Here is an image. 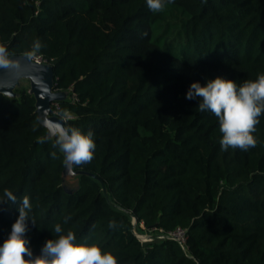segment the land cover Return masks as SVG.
<instances>
[{
	"label": "trees",
	"instance_id": "16d2710c",
	"mask_svg": "<svg viewBox=\"0 0 264 264\" xmlns=\"http://www.w3.org/2000/svg\"><path fill=\"white\" fill-rule=\"evenodd\" d=\"M36 40L70 92L56 115L94 132V158L66 176L54 138L38 142L34 95L0 93V200L17 197L0 203V245L27 196L34 255L60 224L118 264H264V114L255 147L224 151L218 119L186 99L193 82L264 74V0H166L157 13L146 0H0V46L26 55ZM178 227L184 245L161 236Z\"/></svg>",
	"mask_w": 264,
	"mask_h": 264
},
{
	"label": "clouds",
	"instance_id": "9594fccd",
	"mask_svg": "<svg viewBox=\"0 0 264 264\" xmlns=\"http://www.w3.org/2000/svg\"><path fill=\"white\" fill-rule=\"evenodd\" d=\"M167 2L171 3L172 0ZM146 3L153 13H157L163 11L166 0H146ZM41 47V42L36 40L32 51L26 53V56L34 58ZM14 63L7 49L0 46V69H11ZM196 98L199 99L200 111H210L218 119L222 150L227 151L230 147L248 150L256 146L257 140L253 133L259 123L258 118L264 114V74L239 87L234 80L220 76L208 80L203 86L193 82L186 93V99ZM46 126L49 134L38 137V142L43 144L54 138L52 147L63 154L65 165L81 166L93 160L95 142L92 130L84 134L78 128L64 127L59 123L46 122ZM52 156L55 158L56 153L53 152ZM4 195L7 200H0V203H16L17 197L11 191L5 189ZM18 211L19 215L11 226L9 236L0 245V264H118L111 252L103 251L96 244H77L72 231L61 234L63 229L60 224L54 226L58 238L47 240L40 254L34 255L25 238L27 222L31 219V204L27 196L23 197ZM32 222L35 224L34 220Z\"/></svg>",
	"mask_w": 264,
	"mask_h": 264
},
{
	"label": "water",
	"instance_id": "95a60500",
	"mask_svg": "<svg viewBox=\"0 0 264 264\" xmlns=\"http://www.w3.org/2000/svg\"><path fill=\"white\" fill-rule=\"evenodd\" d=\"M15 61L13 67L8 70L0 69V93L15 97L19 93L15 88L20 84L22 77L31 80L32 87L29 91L36 98V112L38 120L46 126V122L59 123L66 127V120L57 115H50L54 109V103L68 98L69 91H60L55 86V71L52 64L38 63L28 58L26 55H13ZM49 134V132H48ZM82 171L75 172L72 167L66 165L65 175H73Z\"/></svg>",
	"mask_w": 264,
	"mask_h": 264
},
{
	"label": "built area",
	"instance_id": "2783aa9c",
	"mask_svg": "<svg viewBox=\"0 0 264 264\" xmlns=\"http://www.w3.org/2000/svg\"><path fill=\"white\" fill-rule=\"evenodd\" d=\"M33 61L38 62V63H47V64H51L46 58H44L42 55H36L34 58H32ZM73 100L77 101L78 97L77 96H73ZM60 108V102H56L54 103V109L53 112L57 114L58 109ZM66 119V118H65ZM162 237H170L173 239L178 240L179 242H181L183 245L186 243L187 240V234H186V230L178 227L176 230L174 231H169L168 233L161 235Z\"/></svg>",
	"mask_w": 264,
	"mask_h": 264
},
{
	"label": "rangeland",
	"instance_id": "374dc122",
	"mask_svg": "<svg viewBox=\"0 0 264 264\" xmlns=\"http://www.w3.org/2000/svg\"><path fill=\"white\" fill-rule=\"evenodd\" d=\"M21 86L22 87H24L25 89H29V85H30V83H29V81L28 80H26V79H22V81H21ZM55 86H56V78H55ZM69 96H70V93H69ZM68 96V97H69ZM51 115H56V113H54V112H52V114ZM65 119V118H64ZM66 120V119H65ZM69 179H71V178H69ZM72 180V179H71ZM137 225V224H136ZM135 232H136V234L138 235V237L142 240V241H148V240H150L152 237H153V233H149V232H147L146 230H145V228H144V226L142 225V223H141V225H139V226H137L136 227V230H135Z\"/></svg>",
	"mask_w": 264,
	"mask_h": 264
},
{
	"label": "crops",
	"instance_id": "0c3cea01",
	"mask_svg": "<svg viewBox=\"0 0 264 264\" xmlns=\"http://www.w3.org/2000/svg\"><path fill=\"white\" fill-rule=\"evenodd\" d=\"M22 79H26V80L29 81V83H30V85H29V89H28V92H29L30 89H31V87H32V84H31V80H30V78H28V77H22V78L20 79V84L15 88V91L18 92L19 89L24 88V87L21 86V85H22V84H21ZM57 90H58V89H57ZM60 91H66V90H60ZM18 93H19V92H18ZM52 112H53V111L50 112V115L52 114Z\"/></svg>",
	"mask_w": 264,
	"mask_h": 264
}]
</instances>
